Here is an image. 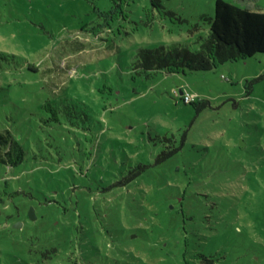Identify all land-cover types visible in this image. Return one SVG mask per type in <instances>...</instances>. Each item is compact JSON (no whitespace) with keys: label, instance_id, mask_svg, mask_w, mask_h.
Wrapping results in <instances>:
<instances>
[{"label":"rangeland","instance_id":"1","mask_svg":"<svg viewBox=\"0 0 264 264\" xmlns=\"http://www.w3.org/2000/svg\"><path fill=\"white\" fill-rule=\"evenodd\" d=\"M215 3L0 0V135L19 161L0 162V264H264V53L138 62L198 50Z\"/></svg>","mask_w":264,"mask_h":264},{"label":"trees","instance_id":"2","mask_svg":"<svg viewBox=\"0 0 264 264\" xmlns=\"http://www.w3.org/2000/svg\"><path fill=\"white\" fill-rule=\"evenodd\" d=\"M209 23V34L201 40L198 50L192 51L178 43L141 48L138 52L139 65L145 71H207L216 68L218 63L247 59L264 53V12L250 11L223 0H216L215 14L209 18ZM8 58V54L0 52V61H8ZM27 68L38 70L37 66L31 64ZM1 69L0 63V71ZM44 108L53 111L52 119L61 123L60 110L57 107L46 103ZM5 145L6 141L0 135V162L12 167L19 161L10 160L9 157L6 159L5 156H9L11 150L4 153Z\"/></svg>","mask_w":264,"mask_h":264},{"label":"built area","instance_id":"3","mask_svg":"<svg viewBox=\"0 0 264 264\" xmlns=\"http://www.w3.org/2000/svg\"><path fill=\"white\" fill-rule=\"evenodd\" d=\"M183 100L185 103H191L193 101V97L189 93H185L183 95Z\"/></svg>","mask_w":264,"mask_h":264},{"label":"water","instance_id":"4","mask_svg":"<svg viewBox=\"0 0 264 264\" xmlns=\"http://www.w3.org/2000/svg\"><path fill=\"white\" fill-rule=\"evenodd\" d=\"M32 212H34L33 209H32ZM32 212H31V215H32Z\"/></svg>","mask_w":264,"mask_h":264}]
</instances>
